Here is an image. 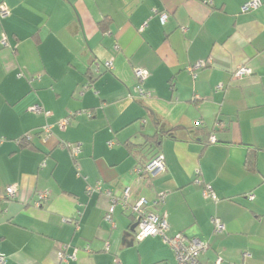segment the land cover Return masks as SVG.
I'll use <instances>...</instances> for the list:
<instances>
[{
	"label": "crops",
	"instance_id": "1",
	"mask_svg": "<svg viewBox=\"0 0 264 264\" xmlns=\"http://www.w3.org/2000/svg\"><path fill=\"white\" fill-rule=\"evenodd\" d=\"M246 1L0 0V191L17 186L0 199L6 264H174L161 236L135 238L122 204L104 220L97 184L144 198L167 237L206 240L202 264H264V0ZM239 66L252 73L234 78ZM136 68L149 97L134 92ZM156 153L165 169L137 174Z\"/></svg>",
	"mask_w": 264,
	"mask_h": 264
},
{
	"label": "built area",
	"instance_id": "2",
	"mask_svg": "<svg viewBox=\"0 0 264 264\" xmlns=\"http://www.w3.org/2000/svg\"><path fill=\"white\" fill-rule=\"evenodd\" d=\"M261 2L259 0H248L246 1L242 7L241 10L243 12L255 9L257 8ZM10 12L9 8L4 4L0 3V17H4L8 15ZM167 18V15L165 13H162L160 15V21L162 23L165 22ZM2 44L6 43L5 37H2L1 39ZM117 48V46H116ZM106 69H112L113 68V60H105L102 62ZM209 62H197L194 65L188 67V70L190 72L193 71V69L198 67H203L207 65ZM99 62L96 63V70L99 67ZM252 73L251 69L247 66H239L236 68L232 76L234 78H242L244 76L250 75ZM134 75L136 78V85L134 88V92L137 97L139 98H145L150 96V91L144 86H142L143 81L147 78L148 72L145 69L136 68L134 70ZM223 86L220 84L218 85V88H222ZM32 110L35 112L42 111L45 116H48L50 114L49 110H46L45 108L34 105L32 106ZM74 113L70 114L68 117L61 119L58 121V125L63 128L66 125H68L70 121V117H72ZM193 125H201V122L199 120L194 121ZM43 129L46 133H49L50 126L44 125ZM216 139L214 136L209 137V142H215ZM65 147H67L70 151V155L72 158H76L80 152V148L78 144L75 143H66L64 144ZM41 165H44V162L41 163ZM165 169V160L164 156L161 153H157L154 155L150 160L145 162L144 164H141L135 168V172L137 174H140L142 176H154L158 172H161ZM89 191H98L101 192L108 198L109 203L106 209V212L104 214V220L111 225H113V219L112 214L114 212V207L116 204H122L126 210L130 211L131 214L135 217V238L137 240H142L143 238L147 236H161L168 244V246L171 248V250L174 253L175 261L174 264H202L200 261V255L203 254L208 249V242L206 240H201L199 238H189L187 237L183 232L176 233L175 235L171 237H167L165 235V232L168 228L166 218L164 214H158L154 213L148 210L147 202L144 198H139L135 202H129V195H130V189L124 188L122 190V193L119 197L115 196L112 192L109 190H101L100 184H97L94 187H88ZM17 193V186L16 185H8L6 186L3 191H0V199H6L11 200L15 198ZM204 195H212V190L209 188H206L204 191ZM47 197V192H41L38 193V203H40L43 199ZM248 198L251 200L254 198L253 194H248ZM163 196H159L156 200V203H162ZM214 231H222L224 229V225L221 223V221L218 218H214L212 220ZM105 249L109 250V244L106 243ZM58 258L62 261L67 262L68 260H71L74 258V254H68L63 252V250L58 251ZM220 260L218 259L217 262ZM7 263V256L3 253H0V264H6Z\"/></svg>",
	"mask_w": 264,
	"mask_h": 264
},
{
	"label": "trees",
	"instance_id": "3",
	"mask_svg": "<svg viewBox=\"0 0 264 264\" xmlns=\"http://www.w3.org/2000/svg\"><path fill=\"white\" fill-rule=\"evenodd\" d=\"M199 126H200V125H199ZM199 126H197V125H193L194 128H198ZM167 133H169V131L166 132V135H167ZM211 135H212V134H211ZM211 135H210V136H211ZM210 136H209V137H210ZM212 136H214V135H212ZM151 140H152V137H151V136L147 138V142H148V143L151 142ZM156 154H157V153H156ZM156 154H155V155H156ZM141 164H144V163H141Z\"/></svg>",
	"mask_w": 264,
	"mask_h": 264
},
{
	"label": "water",
	"instance_id": "4",
	"mask_svg": "<svg viewBox=\"0 0 264 264\" xmlns=\"http://www.w3.org/2000/svg\"><path fill=\"white\" fill-rule=\"evenodd\" d=\"M135 225V224H134Z\"/></svg>",
	"mask_w": 264,
	"mask_h": 264
}]
</instances>
